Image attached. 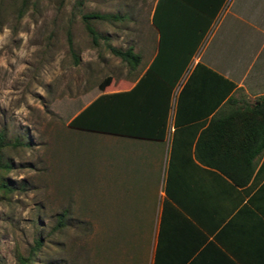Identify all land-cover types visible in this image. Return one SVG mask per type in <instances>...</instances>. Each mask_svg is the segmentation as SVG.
I'll return each mask as SVG.
<instances>
[{
    "label": "rangeland",
    "instance_id": "374dc122",
    "mask_svg": "<svg viewBox=\"0 0 264 264\" xmlns=\"http://www.w3.org/2000/svg\"><path fill=\"white\" fill-rule=\"evenodd\" d=\"M152 1L25 0L17 16L20 0H0L1 158L10 164L2 177L12 187L0 192V264H17L15 251L37 236L31 264H144L157 174L133 184L103 157L113 144L68 119L105 74L121 72L105 42L138 36ZM118 7L123 24L88 19L92 41L81 13Z\"/></svg>",
    "mask_w": 264,
    "mask_h": 264
},
{
    "label": "crops",
    "instance_id": "0c3cea01",
    "mask_svg": "<svg viewBox=\"0 0 264 264\" xmlns=\"http://www.w3.org/2000/svg\"><path fill=\"white\" fill-rule=\"evenodd\" d=\"M155 1L138 36L122 39L120 34L118 43L105 42L106 47L130 46L139 60L131 64L117 56L123 61L121 72L108 74L110 81L70 118L99 93L130 88L148 66L159 36L151 21ZM196 3L207 4L210 11L216 7L202 37L193 42V34L188 36L186 30L192 31L194 25L185 22L165 42L197 45L175 90L190 74L192 94L209 93L217 81L225 80L226 86L230 83L225 97L231 99L212 106L194 100L172 102L159 138L82 130L96 134L99 142L113 144L103 157L112 158L120 171L129 170L133 184L142 183L143 176L151 179V172L157 174L144 264H264V147L259 145L263 135L259 120L238 112L264 94V0ZM123 10L97 12L112 13L113 17L102 19L123 24L127 12ZM140 210L133 206V212Z\"/></svg>",
    "mask_w": 264,
    "mask_h": 264
},
{
    "label": "trees",
    "instance_id": "16d2710c",
    "mask_svg": "<svg viewBox=\"0 0 264 264\" xmlns=\"http://www.w3.org/2000/svg\"><path fill=\"white\" fill-rule=\"evenodd\" d=\"M25 0H20L17 16H20ZM200 5L196 0H156L151 15V21L158 29L157 50L145 70L138 76L133 85L125 90L101 92L90 100L84 107L76 112L68 124L78 129L105 131L110 133L125 134L131 136H142L159 138L163 135L166 124L167 113L173 102L175 105L186 101H198L199 103L216 105L221 100H230L231 96L225 97L230 86H226L225 80L217 81L213 91L199 94L191 92L188 83L190 74L183 83L175 90L180 81L182 73L195 52L197 45H170L165 42L170 37L179 33L177 29L182 23L194 25L186 30L188 36L193 34V42H197L209 24L210 17L216 7ZM86 31L95 41L98 33L88 23L90 18H111L112 13H99L88 11L81 13ZM191 28V26H188ZM67 43L70 46V37L67 34ZM108 50L118 56L121 60L135 64L139 55L131 50L130 46L120 49L107 45ZM111 77L105 74L98 82L102 89ZM192 96L194 99H192ZM197 96V98H196ZM253 104L238 112L241 116L259 120V135H263L259 145L264 147V94L254 97ZM205 112L207 109L204 110ZM5 145L4 132L0 128V192L4 193L12 189L8 182L3 179V172L7 171L10 164L2 160L1 150ZM61 216V214L59 215ZM41 237H35L26 253L15 251L17 264H31L34 251L40 246Z\"/></svg>",
    "mask_w": 264,
    "mask_h": 264
}]
</instances>
